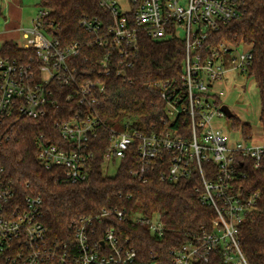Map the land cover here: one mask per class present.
Segmentation results:
<instances>
[{
    "label": "built area",
    "instance_id": "1",
    "mask_svg": "<svg viewBox=\"0 0 264 264\" xmlns=\"http://www.w3.org/2000/svg\"><path fill=\"white\" fill-rule=\"evenodd\" d=\"M98 2L112 23L106 26L97 17L81 20L84 31L95 35L93 43L106 51L104 59L88 68V60H81L83 46H61L58 28L46 24L49 11L44 8L31 28L19 29L26 41L19 47L33 55L10 58L0 47V146L10 143L21 120L46 119L63 102L76 101L85 110L55 123L65 144L55 145L45 135L35 144L37 159L46 170H60V180L68 185L86 182L92 139L101 124L95 107L106 93L102 77L115 73L130 80L128 71L138 62L142 36L155 42L180 40L185 59L179 81L148 85L166 102V118L151 133L129 127L121 133L111 131L103 169L110 164L119 167L131 151L136 160L133 175L142 183L153 175L164 183H193L199 202L215 212L211 229L203 227L171 250L165 263L141 261L130 240L120 239L109 228L126 220V211L104 208L74 220L70 232L57 236L45 224L42 197H19L0 168V264H210L216 255L223 264H249L240 228L261 210V194L243 186L244 168L257 170L263 165L264 125L259 142L243 134L232 140L216 125L227 117L220 89L226 76L249 73L253 63L250 47L238 53L239 47L216 41L222 27L243 17L245 0H127L125 9L118 0ZM62 88L70 92L64 95ZM133 220L148 224L153 237L165 233L158 214L151 220L137 214Z\"/></svg>",
    "mask_w": 264,
    "mask_h": 264
},
{
    "label": "trees",
    "instance_id": "2",
    "mask_svg": "<svg viewBox=\"0 0 264 264\" xmlns=\"http://www.w3.org/2000/svg\"><path fill=\"white\" fill-rule=\"evenodd\" d=\"M39 6L49 11L46 24L58 28L56 35L61 46L73 43L83 46L81 60H88L87 68L104 59L106 51L93 43L95 35L80 26L82 19L94 17L102 18L106 26H110L112 19L98 0H41ZM216 41L251 48L253 63L249 75L260 92V119L264 125V0H245L243 17L222 27ZM90 43L92 47L88 48ZM3 55L22 58L33 52L9 41L3 45ZM184 59L182 41L155 42L142 36L138 62L128 71L130 80L123 81L115 73L102 77L106 93L95 107L101 124L97 137L92 139L93 158L86 182L68 185L60 180V170H46L37 159L35 144L36 138L45 135L53 144L63 146L65 143L55 123L70 120L77 112L85 110L82 105L65 101L46 119L21 120L14 126L10 143L0 146V168H4L19 197H42L45 224L53 234L68 233L74 220L115 207L126 211L127 218L109 224V228L115 230L120 239L130 240L141 261L155 259L165 263L171 250L201 233L203 227L210 231L215 212L199 202L193 183H164L157 175L151 176L146 184L142 183L133 175L136 160L131 151L120 161L114 176L106 175L103 169L111 131L121 133L129 127L130 131L151 133L166 118V102L157 89L148 85L179 81ZM61 91L64 95L70 92L68 88ZM233 128L241 130L246 138L252 136L251 125L242 123L236 116ZM244 172L247 179L243 186L260 192L261 210L242 224L239 238L248 263L264 264V162L261 168H244ZM137 214L148 220L160 215L165 227L163 237H153L148 224L135 223L133 217ZM210 264H223V261L216 255Z\"/></svg>",
    "mask_w": 264,
    "mask_h": 264
},
{
    "label": "rangeland",
    "instance_id": "3",
    "mask_svg": "<svg viewBox=\"0 0 264 264\" xmlns=\"http://www.w3.org/2000/svg\"><path fill=\"white\" fill-rule=\"evenodd\" d=\"M41 0H0V47L7 39H13L20 47L26 41L21 32L16 33V29L31 28L33 21L37 18ZM121 6L127 8V0H118ZM12 31V34L8 32ZM8 36V38H7ZM248 46L241 45L238 53L247 51ZM220 89L224 92L222 104L230 108L235 116L244 124L252 127L253 142H259L263 135V125L260 119L261 99L259 89L249 73H230L226 76ZM216 125L232 140L241 139L243 132L233 128V119L228 117L216 121ZM106 169V168H105ZM118 164H110L105 171L108 176H114L117 172Z\"/></svg>",
    "mask_w": 264,
    "mask_h": 264
},
{
    "label": "water",
    "instance_id": "4",
    "mask_svg": "<svg viewBox=\"0 0 264 264\" xmlns=\"http://www.w3.org/2000/svg\"><path fill=\"white\" fill-rule=\"evenodd\" d=\"M222 111L226 114V116L229 118V119H233L235 114L230 110V108L226 105H224L222 107Z\"/></svg>",
    "mask_w": 264,
    "mask_h": 264
},
{
    "label": "crops",
    "instance_id": "5",
    "mask_svg": "<svg viewBox=\"0 0 264 264\" xmlns=\"http://www.w3.org/2000/svg\"><path fill=\"white\" fill-rule=\"evenodd\" d=\"M15 32H16V33H19L20 31H19V29H16V31H15ZM8 34H12V31L8 32ZM0 37H2L1 39H4V38H6V37H4V35H2V36L0 35ZM7 38H8V36H7ZM23 39H24V38H23ZM9 41H13V42H15L13 39H10V40H9V39H7V40H5V43H6V42H9ZM5 43H4V44H5ZM15 43H16V42H15ZM4 44H3V45H4ZM16 44L19 46V44H18V43H16Z\"/></svg>",
    "mask_w": 264,
    "mask_h": 264
}]
</instances>
